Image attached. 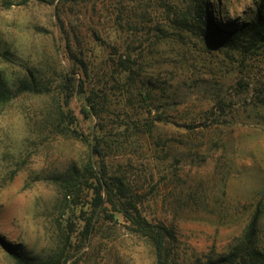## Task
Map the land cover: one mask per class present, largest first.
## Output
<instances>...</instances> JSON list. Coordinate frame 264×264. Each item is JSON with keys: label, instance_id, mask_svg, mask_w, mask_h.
Segmentation results:
<instances>
[{"label": "rangeland", "instance_id": "rangeland-1", "mask_svg": "<svg viewBox=\"0 0 264 264\" xmlns=\"http://www.w3.org/2000/svg\"><path fill=\"white\" fill-rule=\"evenodd\" d=\"M262 1L187 3L197 21L231 31ZM117 2L0 0L1 80L41 91L0 103V236L34 262L155 264L119 212L96 213L83 234L93 179L72 194L62 179L90 159L95 172L104 164L124 178L147 219L175 228L179 261L229 254L253 218L264 251V42L133 40L131 3L121 0L118 19ZM0 264H15L1 246Z\"/></svg>", "mask_w": 264, "mask_h": 264}, {"label": "trees", "instance_id": "trees-1", "mask_svg": "<svg viewBox=\"0 0 264 264\" xmlns=\"http://www.w3.org/2000/svg\"><path fill=\"white\" fill-rule=\"evenodd\" d=\"M129 1L131 3L130 11L133 14L130 17L125 11V16L131 32L134 34L133 40L137 38L136 34L140 32L146 36L145 39H148L152 45L156 41L162 40L166 43L175 42L183 46L187 36L195 33L201 36V39L216 45L240 46L245 50H248L256 42H264L263 1L258 5L256 13L250 21L231 31L211 26L203 19L197 21L191 14L187 0ZM117 4V18L121 19L122 16L124 17L121 0H118ZM136 40L140 41V38L138 37ZM176 53L179 52L176 51ZM73 80L74 77L69 74L65 75L61 90L64 91L66 98L72 94ZM77 86L80 91H83V84L80 80ZM26 91L41 92L26 86L11 90L3 84L0 77V103L7 102ZM90 108L96 113L95 104H90ZM92 151L99 153L100 149L94 145ZM89 177L93 179L89 184L93 198L92 212L85 218L83 227L85 236H88L94 229L93 216L96 213L105 220L115 221L117 220L115 212H119L127 221V227L131 232L147 238L151 243L155 255V264H189L177 259L175 228L160 221L147 219L139 208L138 195L134 194L123 177L108 174L104 164H101L100 169L95 172L89 159L81 174L64 178L62 183L65 185V189L72 194L78 191ZM58 179L61 180L59 177ZM255 225L256 218H253L243 243L229 254L208 258L197 264H264V251L254 245ZM0 246L9 253L15 264H50L32 261L2 236H0Z\"/></svg>", "mask_w": 264, "mask_h": 264}]
</instances>
